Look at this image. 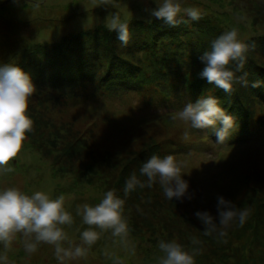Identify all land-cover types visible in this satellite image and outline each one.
<instances>
[{
	"label": "rangeland",
	"instance_id": "1",
	"mask_svg": "<svg viewBox=\"0 0 264 264\" xmlns=\"http://www.w3.org/2000/svg\"><path fill=\"white\" fill-rule=\"evenodd\" d=\"M174 2L182 9L195 8L208 19L211 41L236 28L238 39L254 45L247 58L264 63V57L254 53L264 47V0ZM36 3L39 7L34 6ZM162 3L163 0H109L104 5L101 0H19L16 4L0 0V21L27 25L24 32L0 27V65L14 64L31 74L25 60L19 58L26 54L20 56L22 49L52 45L86 31L111 33L107 25L113 15H119L130 29L138 23L161 21L150 17L149 12ZM179 18L188 17L182 13ZM116 45L123 50L120 42ZM124 51L148 78L155 70L168 68L172 61L180 64L181 70L187 67L183 51ZM180 67L164 72L166 81L151 82H161L166 87L164 91L160 88L158 94L149 89L143 94L98 91L96 83L103 69L97 70L94 82L77 90L35 86L27 111L33 130L26 133L20 153L9 162L8 167L14 170L0 171V191L14 187L28 195L43 191L52 199L64 195L65 209L73 223L61 227L75 245L89 228L77 209L84 204L97 205L108 190H114L125 200L123 216L130 230L125 246L112 236L111 230L93 226L100 238L86 257L66 258L63 264H159L163 255L158 248L160 241L181 244L194 255L195 264H264V102L241 87L249 117L245 128L236 126L230 136L246 138L232 141L231 145L217 144V139L213 142L205 130L191 129L187 122L173 119L188 103L181 104L182 100L176 104L177 98L171 100L168 94L177 90ZM202 67L201 62L193 66L184 80L197 75ZM185 130L189 131L186 140ZM152 155L174 156L182 165V178L188 181L193 199L168 200L158 181L151 188L137 187L124 196L125 183L132 174L146 184L140 168ZM217 196L231 201L237 209L249 211L242 227L238 221L229 226L226 243L215 233L204 235V227L194 215L196 211H209L218 217ZM194 239L200 243L194 244ZM63 246L68 247L67 242ZM4 257L6 260L0 259V264H60L53 245L40 243L35 252L28 253L20 234L7 249L0 243V258Z\"/></svg>",
	"mask_w": 264,
	"mask_h": 264
},
{
	"label": "clouds",
	"instance_id": "2",
	"mask_svg": "<svg viewBox=\"0 0 264 264\" xmlns=\"http://www.w3.org/2000/svg\"><path fill=\"white\" fill-rule=\"evenodd\" d=\"M18 4L19 0H13ZM107 5L109 0H101ZM39 7V3L34 5ZM147 11V10H146ZM186 14L192 21L201 19V13L195 8H181L174 0H163L162 5L150 10L152 18L163 21L165 25L175 27L184 22L181 14ZM110 31L117 33V39L122 46L130 42L128 24L122 22L119 15H113L107 25ZM249 45L238 39V30L232 28L219 35L211 43V50L198 57L203 65L199 78L209 84H214L224 93L231 95L233 84L240 83L243 87L249 86L247 73L237 77L236 72L243 69ZM234 65V69L230 67ZM260 81L251 82L252 88H257ZM36 92L29 73L14 64L0 65V171L5 173L14 169L8 167L20 153L26 133L33 130V121L27 115L29 98ZM187 122L191 129H213L217 144H224L229 139L231 130L236 126L232 116L226 114L219 99L214 96L198 98L195 102L187 103L173 119ZM221 127L217 128V123ZM189 137L185 130L183 138ZM140 174L147 178L146 184L135 174H132L125 183L124 196L135 191L137 187L151 188L158 181L168 200L176 198L183 202L191 200L188 181L182 178V165L173 155L163 158L152 155L140 168ZM125 200L120 198L114 190H108L100 203L95 206L82 205L77 214L82 215L83 223L89 228L81 233L79 244L73 245L61 226L73 223L72 215L65 209V196L56 199L43 191H36L32 195L25 194L18 188H6L0 191V243L7 249L16 239L17 234L24 237V248L28 253L35 252L38 244L46 243L54 246V254L60 264L64 260L86 257L89 248L100 238L101 231L111 230L113 237L119 238L121 244L127 246L129 238L128 221L123 216ZM216 209L218 217H213L209 211H196L195 216L204 227V235L215 233L223 242H227V229L233 222L243 226L249 216L246 209H237L236 206L223 196H217ZM218 219V222H217ZM67 242L68 247H64ZM199 244L198 240H193ZM158 248L163 255L159 264H195L194 255L184 250L181 244L170 241H160ZM134 254V248L131 249ZM0 259H5L0 258Z\"/></svg>",
	"mask_w": 264,
	"mask_h": 264
},
{
	"label": "trees",
	"instance_id": "3",
	"mask_svg": "<svg viewBox=\"0 0 264 264\" xmlns=\"http://www.w3.org/2000/svg\"><path fill=\"white\" fill-rule=\"evenodd\" d=\"M181 19L184 22L175 27L165 25L163 21H153L144 25L138 23L132 26L134 29H130L129 26L130 37H133L130 38L126 47L121 45L123 50L118 49L116 45L120 42L116 32L92 30L71 35L52 45L37 46L31 50L25 48L30 45L27 44L25 49L21 50L20 56L24 52L26 54L19 58L22 61L25 60L26 68L31 72L32 82L38 87L77 90L94 82L97 70L103 69L96 83L98 91L104 89L106 93L117 91L143 93L152 81H166L168 77L163 75L164 72L176 65L180 67V64L172 61L168 68L157 69L149 74L148 78L140 67L131 62V58L124 50L129 49L132 53L147 50L153 54L163 50L165 52L183 51L188 59L187 67L185 70H181L180 67V75L176 79L178 83L175 85L177 90L168 92L170 99L177 98L175 101L177 104L182 100L195 102L201 95L204 98L217 97L226 114L234 118L237 129L239 127L244 129L249 117L246 108L248 101L240 92V88L243 87L240 83H234V91L228 95L214 84H209L206 80L199 78V73L184 80L193 66L200 63L198 57L211 50L210 44L213 40L211 41L208 33L207 22L209 21L206 17H201L198 21H192L189 18ZM0 27L6 31L13 32L16 29L17 32H24L27 25L20 22L0 21ZM254 53L264 57V47ZM230 67L234 69V65ZM245 72L248 74L249 86L244 89L246 88L252 96L264 102V63L257 59L247 58L243 69L235 74L239 77ZM253 81H260V86L252 88L250 85ZM160 88L164 91V84L155 82L150 91L158 93ZM236 126L231 130V134L234 133ZM219 127L221 125L218 122L217 128ZM207 131L209 138L214 142L217 139L215 132L213 129H207ZM245 138L236 137L231 139V142Z\"/></svg>",
	"mask_w": 264,
	"mask_h": 264
}]
</instances>
